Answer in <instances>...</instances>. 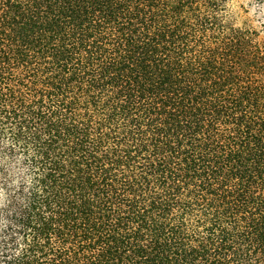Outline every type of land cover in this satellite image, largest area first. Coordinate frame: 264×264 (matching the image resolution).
<instances>
[{
	"label": "trees",
	"instance_id": "obj_1",
	"mask_svg": "<svg viewBox=\"0 0 264 264\" xmlns=\"http://www.w3.org/2000/svg\"><path fill=\"white\" fill-rule=\"evenodd\" d=\"M0 264H264L234 0H0Z\"/></svg>",
	"mask_w": 264,
	"mask_h": 264
},
{
	"label": "rangeland",
	"instance_id": "obj_2",
	"mask_svg": "<svg viewBox=\"0 0 264 264\" xmlns=\"http://www.w3.org/2000/svg\"><path fill=\"white\" fill-rule=\"evenodd\" d=\"M239 22L256 30L264 41V0H234Z\"/></svg>",
	"mask_w": 264,
	"mask_h": 264
}]
</instances>
